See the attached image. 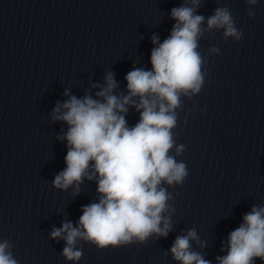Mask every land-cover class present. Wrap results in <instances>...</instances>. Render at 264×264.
<instances>
[{
    "label": "clouds",
    "instance_id": "9594fccd",
    "mask_svg": "<svg viewBox=\"0 0 264 264\" xmlns=\"http://www.w3.org/2000/svg\"><path fill=\"white\" fill-rule=\"evenodd\" d=\"M257 2L246 0L253 6ZM200 4L201 0H186L171 9L175 24L170 35L162 43L152 36L157 46L151 50V69L134 68L126 74L127 95L114 94L118 82L108 72L104 86L93 85L100 87L96 99L89 94L69 96L66 90L69 98L53 109L52 121L68 126L58 137L67 141L66 167L55 175L53 187L67 190L75 185L76 195L85 177L97 182L98 201L82 207L78 224L65 221L50 233L51 239L65 241L61 255L68 261H80L83 256L76 247L78 239L106 249L144 244L171 231V216L164 213L172 196L164 185L183 184L188 175L186 164L176 160L185 150L173 134L177 109L183 106L182 97L191 99L200 93L207 74L198 41L213 29H223L225 41L231 37L239 42L243 36L227 7H217L206 20V29L202 28L205 17L196 12ZM248 16L254 17L255 12L249 10ZM209 51L219 53L220 49L213 46ZM129 107L140 114L131 127L125 118ZM174 148L176 155L171 154ZM190 241L200 243L194 228L176 237L170 248L173 259L181 264H211L191 250ZM256 259L264 264V206L254 205L243 223L229 233L227 254L216 261L255 264ZM0 264H19L7 239L0 242Z\"/></svg>",
    "mask_w": 264,
    "mask_h": 264
}]
</instances>
